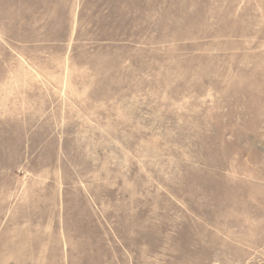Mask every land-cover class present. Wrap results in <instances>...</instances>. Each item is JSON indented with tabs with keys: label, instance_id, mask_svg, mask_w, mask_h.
Segmentation results:
<instances>
[{
	"label": "rangeland",
	"instance_id": "374dc122",
	"mask_svg": "<svg viewBox=\"0 0 264 264\" xmlns=\"http://www.w3.org/2000/svg\"><path fill=\"white\" fill-rule=\"evenodd\" d=\"M0 264H264V0H0Z\"/></svg>",
	"mask_w": 264,
	"mask_h": 264
},
{
	"label": "crops",
	"instance_id": "0c3cea01",
	"mask_svg": "<svg viewBox=\"0 0 264 264\" xmlns=\"http://www.w3.org/2000/svg\"><path fill=\"white\" fill-rule=\"evenodd\" d=\"M31 1L40 2L41 4H46V2H47L48 0H25V2H26L27 5H28V3L31 2Z\"/></svg>",
	"mask_w": 264,
	"mask_h": 264
}]
</instances>
